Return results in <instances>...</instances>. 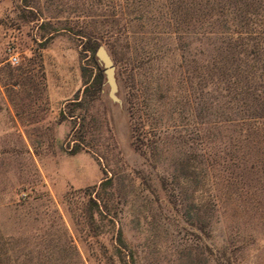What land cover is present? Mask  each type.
<instances>
[{
    "label": "rangeland",
    "instance_id": "374dc122",
    "mask_svg": "<svg viewBox=\"0 0 264 264\" xmlns=\"http://www.w3.org/2000/svg\"><path fill=\"white\" fill-rule=\"evenodd\" d=\"M34 1L36 12L22 9L20 0H0V61H8L10 53L17 55L18 64L32 58L44 41L41 35L58 25V19L46 17L58 16L60 1L70 6L74 0ZM102 45L113 61L121 103L109 96L96 54L102 87L85 91L82 69L88 74L91 60L79 55L78 41L68 33L55 34L42 53L47 103L40 99L39 112L35 96L13 89L25 113L22 122L40 119L41 126L44 116V140L33 143L29 154L20 138H12L16 149H10L14 153L9 160H4L6 148L0 150V242L51 240L59 249L68 235L79 256H63L58 250L53 264H78L79 259L84 264H112V224L93 211L98 235L87 236L90 212L84 188L99 183L104 174L91 153H68L77 140L96 153L112 178L100 193L117 211L115 227L133 252V264H264V162L236 160L235 124L201 121L205 93L217 96V91L211 85L200 87L195 78L192 86L189 77L199 70L171 66L179 62L175 55L169 65L136 68V86L131 88L109 47ZM30 68L37 71L35 65ZM2 90L0 111L5 108ZM129 93L137 108L132 117ZM217 97L215 102H224ZM5 121L0 112L2 145L7 143ZM12 256L8 250L1 264H12ZM113 258V264H120ZM20 259H26L22 264L38 263L28 256Z\"/></svg>",
    "mask_w": 264,
    "mask_h": 264
},
{
    "label": "trees",
    "instance_id": "16d2710c",
    "mask_svg": "<svg viewBox=\"0 0 264 264\" xmlns=\"http://www.w3.org/2000/svg\"><path fill=\"white\" fill-rule=\"evenodd\" d=\"M60 2L58 16L46 17L48 20L58 19V25L50 26L46 34L41 35L44 41L39 43L32 58H24L18 65H12L7 59L0 61V87L11 101L13 94L17 93L14 87H19L27 97L33 95L35 101L39 98L47 103V96L43 94L42 53L49 39L58 33L73 36L78 41L79 55L91 60L88 74L82 69L85 91L90 88L93 92L101 90L104 76L95 52L102 43L109 47L121 67L124 82L131 88L136 86V68L156 63L169 65L175 55L179 62L171 66H187L191 73L198 69L197 75L193 73L189 77V82L195 78L200 87L208 89L211 85L217 96L224 99L219 104L220 101L215 102L218 97L207 91L201 121L211 125L235 124L239 128L236 160L264 162V0H74L70 6L65 1ZM20 7L28 11L38 10L34 0H20ZM64 13L66 15H62ZM30 17L35 20L33 15ZM20 18L26 16L22 14ZM31 65L37 67L36 72ZM129 94L128 111L132 117L137 108L131 100L133 94ZM210 96L212 101L208 98ZM213 114L214 120H208V115ZM60 117H65L62 111ZM81 150L95 157L104 174L99 183L84 188L90 212L87 236L98 235L93 218V211H96L112 224L110 263L115 262V256L120 264H133V252L124 241L122 230L115 227L117 211L111 209L113 206L100 193L102 187L111 185L112 178L107 176L96 153L82 142L76 140L67 149L69 154ZM236 166L240 168V164ZM66 237L67 241L59 249L51 240L43 244L38 241L24 244L2 241L0 264L3 262L1 257L8 250L14 255L12 264H22L26 259H20L21 256H28L37 264H53V255L58 250L64 253L63 256L67 252L79 256L71 236ZM78 264H84L83 260L79 259Z\"/></svg>",
    "mask_w": 264,
    "mask_h": 264
},
{
    "label": "crops",
    "instance_id": "0c3cea01",
    "mask_svg": "<svg viewBox=\"0 0 264 264\" xmlns=\"http://www.w3.org/2000/svg\"><path fill=\"white\" fill-rule=\"evenodd\" d=\"M11 1H12L11 3H13V0ZM1 15H3L2 12H0V19H1ZM10 36H11V39H15L17 37L13 33ZM44 50H46V47ZM0 89L2 90V87H0ZM2 97H3V100L5 101V108L0 112H4L5 117H6V121H5L6 123L4 125L5 130L3 133L5 134L7 143L5 145L0 144V150H2L3 147L6 148L5 149L6 151L4 153L5 154L4 160L11 159V156L14 153V151L11 152L10 149L11 150L16 149L13 143H11L12 138L16 140L20 138L22 142L24 143L23 145L26 147L27 153L29 154L30 152L32 153L33 143H37L41 139V137H42V140H44L43 139L44 138L43 132L45 128L44 127V116H42V119H41L42 121L41 126H40V119H38L36 122H33L32 124H30L29 121L22 122L20 120V117H23L25 113L22 109H20L21 104H19L17 100L15 99L11 101L5 95V93H2ZM39 101L40 99L37 98V101L34 103V104H37V107H36L37 112H39L40 110ZM49 101H50V90H49ZM43 102H44V99H43ZM40 133L42 134V136H40ZM64 133H65V129H64ZM2 154L3 153L0 152V158L3 156Z\"/></svg>",
    "mask_w": 264,
    "mask_h": 264
},
{
    "label": "water",
    "instance_id": "95a60500",
    "mask_svg": "<svg viewBox=\"0 0 264 264\" xmlns=\"http://www.w3.org/2000/svg\"><path fill=\"white\" fill-rule=\"evenodd\" d=\"M95 54L98 62L104 68L105 82L109 86V96L113 101L121 103L119 98L116 96L118 87L115 80L114 65L110 54L108 53L105 46L102 44L98 46Z\"/></svg>",
    "mask_w": 264,
    "mask_h": 264
},
{
    "label": "built area",
    "instance_id": "2783aa9c",
    "mask_svg": "<svg viewBox=\"0 0 264 264\" xmlns=\"http://www.w3.org/2000/svg\"><path fill=\"white\" fill-rule=\"evenodd\" d=\"M8 61L12 64V65H16L18 64V57L15 53H10L8 56Z\"/></svg>",
    "mask_w": 264,
    "mask_h": 264
}]
</instances>
